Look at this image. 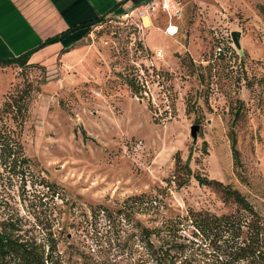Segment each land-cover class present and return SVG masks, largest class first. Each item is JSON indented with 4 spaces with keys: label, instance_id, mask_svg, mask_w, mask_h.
<instances>
[{
    "label": "rangeland",
    "instance_id": "1",
    "mask_svg": "<svg viewBox=\"0 0 264 264\" xmlns=\"http://www.w3.org/2000/svg\"><path fill=\"white\" fill-rule=\"evenodd\" d=\"M259 4L264 0H217L205 8L190 3L172 20V35L162 14L147 27L133 18L107 17L79 45L61 49L52 63L2 70L0 120L11 122L3 111L10 97L23 99L19 139L34 184L21 195L18 183L0 184V219L18 213L32 223L39 217L51 225L60 251L69 243L84 245L102 264H147L140 225L185 242L194 263H233L235 243L248 235L245 226L237 238L224 233L218 240L212 234L204 239L193 220L208 214L243 221L251 215L193 174L237 189L264 220ZM234 31L240 47L233 43ZM219 43L229 49L215 57ZM135 78L144 85L137 91ZM187 158L192 174L185 169ZM101 207L109 219L103 210L94 213ZM84 218L93 220L92 229Z\"/></svg>",
    "mask_w": 264,
    "mask_h": 264
},
{
    "label": "trees",
    "instance_id": "2",
    "mask_svg": "<svg viewBox=\"0 0 264 264\" xmlns=\"http://www.w3.org/2000/svg\"><path fill=\"white\" fill-rule=\"evenodd\" d=\"M259 10L264 13V4L258 5ZM103 21V17H97L93 20L84 21L79 25L69 27L59 34L46 38L38 48L62 41L70 32L77 29H90L91 26L97 25ZM221 47L219 55L215 57H222L227 52L229 47L219 43ZM68 46L63 48V52H67ZM33 51H28L15 58H0V66H17L23 68L28 66L29 56ZM232 53V52H231ZM143 87V81H138L136 78L132 81V87L135 91ZM20 100V97H10L3 105V111L10 114L11 122L0 120V184L8 188L15 183H18L20 195L27 193V184H34L30 181L27 175H31V167L29 158L25 155L23 147L20 143V125L23 119L25 104ZM1 118V117H0ZM231 152L235 163L239 161V153L236 148V139L234 133L230 131ZM189 158L185 161V169L187 174H192L188 165ZM193 177L201 185L218 187L222 195L227 199H232L240 209L244 210L250 219H244L233 215L213 216L204 214L198 216L193 220V226L205 234L208 238L209 234L213 235L216 240L223 237L224 233L227 236L238 237L242 225L247 229L248 235L243 243H235L233 263L240 264L239 261L245 262L243 264H264V220L257 216L253 209V205L241 194L237 189L224 185L222 182L194 173ZM40 185H48L43 183L42 179L35 177ZM4 204V203H3ZM2 203H0V206ZM103 210L106 217L109 219L108 210L105 208H98V212ZM95 215V216H96ZM93 220L95 217L92 216ZM50 220V214H49ZM93 220L84 218L86 228L93 227ZM46 221L49 223L48 218ZM16 214H6L0 219V264H102L96 262L89 251H86L84 245H69L63 251L58 249V239L50 226H46L44 221L39 217L32 223ZM29 224V225H28ZM169 233L171 232L170 229ZM213 232V233H212ZM139 238L143 244L146 258L143 263L147 264H197L193 259L186 254L187 245L183 241H175L159 236L160 229L149 228L146 226H139ZM156 237H159L156 238ZM156 239L159 243L155 244ZM215 240V241H216ZM254 262V263H249ZM116 264V263H105Z\"/></svg>",
    "mask_w": 264,
    "mask_h": 264
},
{
    "label": "crops",
    "instance_id": "3",
    "mask_svg": "<svg viewBox=\"0 0 264 264\" xmlns=\"http://www.w3.org/2000/svg\"><path fill=\"white\" fill-rule=\"evenodd\" d=\"M143 1L145 0H0V58H15L33 51L29 56V65L50 64L65 46L70 45V48L79 45L87 29L74 30L62 41L38 48L46 38L97 17L104 19L118 16ZM215 2L217 0H182L183 12L185 5L190 3L205 8L213 6ZM160 14L164 15L156 11L140 22L147 27ZM11 67L0 66V73Z\"/></svg>",
    "mask_w": 264,
    "mask_h": 264
},
{
    "label": "built area",
    "instance_id": "4",
    "mask_svg": "<svg viewBox=\"0 0 264 264\" xmlns=\"http://www.w3.org/2000/svg\"><path fill=\"white\" fill-rule=\"evenodd\" d=\"M156 11L163 13L169 20L168 27L166 28L167 34H174L176 32V25H172L171 22L172 20L179 19L183 14V4L181 0H145L141 3H138L133 8L121 13L120 17L124 20L126 19V21H129L131 18H133V21L137 22V26L140 27V21ZM170 26L174 28L173 33H171L169 29ZM220 51L221 47L217 46L215 50V56L219 55ZM156 54L161 56L162 50H157Z\"/></svg>",
    "mask_w": 264,
    "mask_h": 264
},
{
    "label": "water",
    "instance_id": "5",
    "mask_svg": "<svg viewBox=\"0 0 264 264\" xmlns=\"http://www.w3.org/2000/svg\"><path fill=\"white\" fill-rule=\"evenodd\" d=\"M232 36V40L233 43L235 44L236 47H240V43H239V36L240 33L238 31H234L231 33ZM197 126H192L191 127V135L194 137L195 136V130H196Z\"/></svg>",
    "mask_w": 264,
    "mask_h": 264
},
{
    "label": "bare ground",
    "instance_id": "6",
    "mask_svg": "<svg viewBox=\"0 0 264 264\" xmlns=\"http://www.w3.org/2000/svg\"><path fill=\"white\" fill-rule=\"evenodd\" d=\"M170 31H171V33H173V31H174V28L172 27V26H170ZM167 33V32H166Z\"/></svg>",
    "mask_w": 264,
    "mask_h": 264
}]
</instances>
